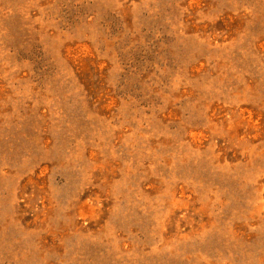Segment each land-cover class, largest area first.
<instances>
[{
    "label": "rangeland",
    "instance_id": "1",
    "mask_svg": "<svg viewBox=\"0 0 264 264\" xmlns=\"http://www.w3.org/2000/svg\"><path fill=\"white\" fill-rule=\"evenodd\" d=\"M0 264H264V0H0Z\"/></svg>",
    "mask_w": 264,
    "mask_h": 264
}]
</instances>
